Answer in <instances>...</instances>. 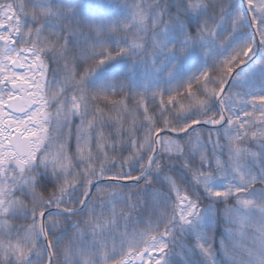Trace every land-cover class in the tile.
I'll use <instances>...</instances> for the list:
<instances>
[{
    "label": "snow or ice",
    "instance_id": "obj_1",
    "mask_svg": "<svg viewBox=\"0 0 264 264\" xmlns=\"http://www.w3.org/2000/svg\"><path fill=\"white\" fill-rule=\"evenodd\" d=\"M0 264H264V0H0Z\"/></svg>",
    "mask_w": 264,
    "mask_h": 264
}]
</instances>
